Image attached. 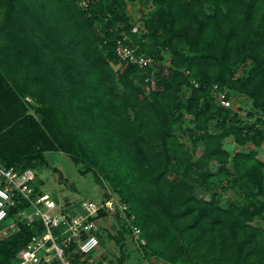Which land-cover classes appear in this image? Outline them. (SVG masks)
<instances>
[{
	"label": "trees",
	"instance_id": "1",
	"mask_svg": "<svg viewBox=\"0 0 264 264\" xmlns=\"http://www.w3.org/2000/svg\"><path fill=\"white\" fill-rule=\"evenodd\" d=\"M118 40L154 62L121 60ZM263 145L264 0H0V164L35 169L63 151L81 174L107 179L103 201L128 204L109 236L117 264L135 226L148 259L264 264ZM1 227L0 264L45 230L42 220ZM67 251L96 264L75 243Z\"/></svg>",
	"mask_w": 264,
	"mask_h": 264
},
{
	"label": "built area",
	"instance_id": "2",
	"mask_svg": "<svg viewBox=\"0 0 264 264\" xmlns=\"http://www.w3.org/2000/svg\"><path fill=\"white\" fill-rule=\"evenodd\" d=\"M139 27H133L138 31ZM117 51L121 60H136L141 66L154 62L153 57L135 54V48L118 40ZM215 87H218L215 84ZM217 96L223 104H228L225 92L218 91ZM36 172L33 168L6 167L0 164V225L11 233L20 223L34 225L42 220L45 230L37 234L17 253L16 264H40L58 260L61 264H83L74 261L68 254L67 246L75 243L81 253H89L97 248L101 241L98 233L102 229L98 215L101 208L125 210L127 203L111 197L106 201L82 200L74 212L61 210L54 212L58 204L50 192H38L35 187ZM26 202L23 205L22 202ZM20 206V207H19ZM1 230V232L3 231ZM57 230V231H56ZM141 230L134 227V238L137 243H145L140 238Z\"/></svg>",
	"mask_w": 264,
	"mask_h": 264
},
{
	"label": "rangeland",
	"instance_id": "3",
	"mask_svg": "<svg viewBox=\"0 0 264 264\" xmlns=\"http://www.w3.org/2000/svg\"><path fill=\"white\" fill-rule=\"evenodd\" d=\"M142 8L141 4H130V11L133 16H140ZM117 66L118 63L115 64V68ZM229 104L230 101L226 105ZM37 116L40 117L38 113ZM176 134L180 137V140L187 141L188 145L190 144L189 136L187 134L183 133L181 130H177ZM226 141V146L232 150L235 143L233 142V138L230 136L226 139ZM251 147H253V144L246 146V148ZM203 149L204 146L200 144L197 148L198 154H201ZM46 155L50 164H39V166L34 170L37 174L36 183L40 186V189L50 192L58 203L54 212H60L61 210L68 211L71 209V206H74L77 202L82 200L102 202L107 198L106 193L108 191H113V188L107 179L103 178L102 183H100L96 181L93 172L81 174L78 170L81 165H76L65 152L48 151ZM259 157L264 159V145L259 148ZM60 174L63 176L62 178L60 177ZM112 194L114 199L119 198L118 194ZM236 196V193L233 191L226 194V197L230 199H233ZM108 212L109 215L107 217H102V224L104 226H102L101 231L104 235V242L92 251V262H95L96 264H117V258L120 255V249L117 248L116 243L113 242L112 244L107 245V243H109L108 241L111 240L109 239V236L115 234L116 231L115 226H117V220L115 218V214L117 212V208H109ZM258 222L262 227H264V219L258 220ZM0 226L4 227L6 224H1ZM5 232L10 231L3 230L1 234H9ZM126 249L129 251V257L126 259L124 264H165L164 261L159 258H145L144 254L141 252L139 243L136 242L134 237H129Z\"/></svg>",
	"mask_w": 264,
	"mask_h": 264
},
{
	"label": "crops",
	"instance_id": "4",
	"mask_svg": "<svg viewBox=\"0 0 264 264\" xmlns=\"http://www.w3.org/2000/svg\"><path fill=\"white\" fill-rule=\"evenodd\" d=\"M48 158V157H47ZM71 159V158H70ZM49 160V159H48ZM72 160V159H71ZM100 223H101V225L102 226H104L102 223H103V218H100ZM105 224V223H104ZM109 239H111L110 241H108L109 243H107V245H109V244H112L113 242L114 243H116V245H117V248L119 249L120 248V246H119V244L115 241V239L114 238H111V237H109ZM102 244V243H101ZM106 245V246H107ZM115 246V245H114ZM113 246V247H114Z\"/></svg>",
	"mask_w": 264,
	"mask_h": 264
}]
</instances>
